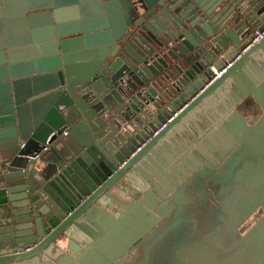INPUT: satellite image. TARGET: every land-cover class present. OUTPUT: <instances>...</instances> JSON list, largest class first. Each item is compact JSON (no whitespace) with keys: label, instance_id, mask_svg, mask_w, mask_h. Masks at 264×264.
I'll return each mask as SVG.
<instances>
[{"label":"water","instance_id":"obj_1","mask_svg":"<svg viewBox=\"0 0 264 264\" xmlns=\"http://www.w3.org/2000/svg\"><path fill=\"white\" fill-rule=\"evenodd\" d=\"M218 1L0 0V264H264V39L198 94L264 7ZM160 54L197 96L152 136Z\"/></svg>","mask_w":264,"mask_h":264},{"label":"flooded vegetation","instance_id":"obj_2","mask_svg":"<svg viewBox=\"0 0 264 264\" xmlns=\"http://www.w3.org/2000/svg\"><path fill=\"white\" fill-rule=\"evenodd\" d=\"M220 1H221V5H220L219 9L223 8V7H227L228 10H231L233 13H236L237 10L240 8V5L238 4L239 0H219L218 2H220ZM257 3L261 4L259 8L264 7V3L262 1L258 0ZM255 5L256 4H254V6ZM227 9H225V13H227ZM245 9H247V12H246V15L244 16V19H243L244 23H246L250 19L249 3H246L243 6L241 11H243ZM232 16H233V14H232ZM249 25L247 24V27H246V30H248V31L250 30ZM229 27L231 29H233L234 23L230 24ZM248 33H250V32H248ZM162 58H163V60H166V57H164L161 54L159 57H155V58L152 57L151 59L149 58L150 61H148V66L152 67L153 69L151 70V78H149L148 85L147 84H145V85H146V88H151L152 91L157 90L160 93V96L162 99V107L160 109V112L162 114L167 115V117H165V120H164V121H166L172 116V115H170V114H172L171 112H174L175 109H178L184 102H186L188 100V98L181 100V98H179V97L189 86H191L192 81L190 80V77H192L193 73L191 72V73L185 74L186 71L184 69L183 73L177 74L176 72H173V71L171 72L170 67H168L167 69H164V67L162 65L163 61H161ZM221 60H222V62L225 61L224 59H221ZM167 63L169 64V61H167ZM154 64H157V67ZM165 78H168V79L165 80ZM156 80L163 81L164 86H162L161 88H158L155 84ZM177 80L180 82L179 86H176L173 83V81H177ZM189 92H191V91H189ZM194 92H192V93H194ZM182 96H184V95H182ZM158 113L159 112H157L156 114H158ZM247 121L250 124H253L254 122H256V120H254V121L247 120ZM171 122L166 123L165 126L162 128V130H164ZM140 148L141 147L138 146L130 154L136 155L138 153V151L140 150ZM103 210L105 212H107L104 208H103ZM248 229H245V228L242 230L239 229V231L241 234H244ZM57 244H59V243H57ZM31 246H33V245H31ZM58 246L60 247V244ZM28 250H30V249H28ZM62 250H64V249H62ZM64 251L69 254V250L68 251L64 250Z\"/></svg>","mask_w":264,"mask_h":264},{"label":"built area","instance_id":"obj_3","mask_svg":"<svg viewBox=\"0 0 264 264\" xmlns=\"http://www.w3.org/2000/svg\"><path fill=\"white\" fill-rule=\"evenodd\" d=\"M260 1H262L264 3V0H260ZM263 39H264V30L263 31H259L257 29L253 30L252 33H251L250 43L246 46L245 49H243L242 51H240L236 57H234L231 60H229L228 62L224 63L220 68H216V67H213V66L210 68V72H211L210 79L204 84V86L198 92V94L201 93L202 91H204L208 86H210L211 84H213L221 76H223L227 72V70L229 68H231L232 65L241 58L242 55H244L253 46L259 44ZM196 96L191 97L190 99H188V101L184 102L178 109H176L175 112L172 114V116L168 120H166L163 124H160L156 128L155 132L152 133V136H155L156 134H158L162 130V128L165 126L166 123H169L174 118H176L178 116V114H180V112L182 110H184L187 107V105Z\"/></svg>","mask_w":264,"mask_h":264},{"label":"rangeland","instance_id":"obj_4","mask_svg":"<svg viewBox=\"0 0 264 264\" xmlns=\"http://www.w3.org/2000/svg\"><path fill=\"white\" fill-rule=\"evenodd\" d=\"M224 63V61L222 62V64ZM251 119V118H250ZM251 121V120H250ZM146 189L145 186L142 185L140 192H136L132 195V197L134 199H137L140 195L143 194L144 190ZM105 210L107 211V213L111 214L114 217H117L119 214H121L123 211L120 208L117 209H109V208H105ZM264 213L261 211V209L257 210L241 227L240 229H248L249 227H251ZM67 246L60 244V248L64 249L66 251H68V248H66Z\"/></svg>","mask_w":264,"mask_h":264},{"label":"trees","instance_id":"obj_5","mask_svg":"<svg viewBox=\"0 0 264 264\" xmlns=\"http://www.w3.org/2000/svg\"><path fill=\"white\" fill-rule=\"evenodd\" d=\"M238 110L247 120L251 121L257 120L262 114L261 109L251 98H248L243 103H241L238 107Z\"/></svg>","mask_w":264,"mask_h":264},{"label":"crops","instance_id":"obj_6","mask_svg":"<svg viewBox=\"0 0 264 264\" xmlns=\"http://www.w3.org/2000/svg\"><path fill=\"white\" fill-rule=\"evenodd\" d=\"M65 1H66V4L68 3L67 6H72L71 3L69 4V1H71V0H65ZM17 38H19L18 35H16V36L14 37L15 40H17ZM224 63H225V61H224ZM224 63H223V64H224ZM63 245H64V244H63Z\"/></svg>","mask_w":264,"mask_h":264}]
</instances>
